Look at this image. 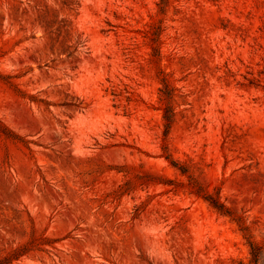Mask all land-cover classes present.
<instances>
[{
	"label": "rangeland",
	"instance_id": "obj_1",
	"mask_svg": "<svg viewBox=\"0 0 264 264\" xmlns=\"http://www.w3.org/2000/svg\"><path fill=\"white\" fill-rule=\"evenodd\" d=\"M29 242L264 264V0H0V259Z\"/></svg>",
	"mask_w": 264,
	"mask_h": 264
},
{
	"label": "trees",
	"instance_id": "obj_2",
	"mask_svg": "<svg viewBox=\"0 0 264 264\" xmlns=\"http://www.w3.org/2000/svg\"><path fill=\"white\" fill-rule=\"evenodd\" d=\"M209 201L216 209L221 212L224 211V206L222 204H218L214 200ZM34 246V242H29L26 245L13 249L11 252L8 253V255L0 259V264H12L14 261H19L22 257L27 255V253L31 251ZM250 249L252 255V264H258L260 259L258 248H256L253 244H250Z\"/></svg>",
	"mask_w": 264,
	"mask_h": 264
}]
</instances>
